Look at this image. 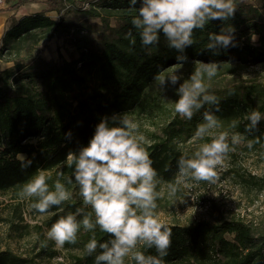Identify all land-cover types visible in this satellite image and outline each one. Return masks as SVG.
Returning <instances> with one entry per match:
<instances>
[{"label":"trees","instance_id":"obj_1","mask_svg":"<svg viewBox=\"0 0 264 264\" xmlns=\"http://www.w3.org/2000/svg\"><path fill=\"white\" fill-rule=\"evenodd\" d=\"M85 2L89 4L87 10L83 9ZM235 3L234 19L210 22L194 33L196 42L185 50L188 62L183 67H200L196 61H216L220 63V76L251 64L264 65V13L240 0ZM75 8L85 19L80 24L63 19L56 22L43 14L27 15L10 19L0 39V54H17L29 41L51 38L64 39L73 49L69 60L60 56L57 61H15L12 67L0 72V196H19L38 170L50 177V186L58 171H63V179L70 177L73 169L68 166L67 152L87 145L101 117L124 114L152 118L162 110L160 93L154 94L156 84L160 76L175 70L172 66L178 55L163 35L158 45H142L139 30L131 23L136 12L130 10L129 0H81ZM86 19L98 20L100 25L89 24ZM231 25L236 30L238 46L213 55L206 47L209 34ZM129 31L135 38L134 44L127 36ZM93 33L95 38L91 39L89 35ZM209 91L221 101L220 111L215 113L222 123L217 132L242 133L248 148H264V119L252 132L245 130L252 111L264 115V85L239 84ZM210 107L205 105L190 121L178 115L171 117L161 127L162 135L152 134V144L144 145L160 179L173 181L177 161L183 156L178 146L197 138V126L204 123L203 112ZM233 121L237 122L235 128L231 127ZM68 131L72 133L71 140H65ZM204 140L211 142L207 137ZM20 155L33 160L31 167H21ZM62 207L63 212L52 209L55 215L43 224L47 231L60 215L84 205L68 201ZM165 226L172 230L165 264H264V229L256 235L242 221H226L220 216L213 224ZM91 237V232L82 229L77 243L65 245L64 249L84 248ZM95 238L100 242L110 239L99 228ZM47 243L54 246L52 241ZM141 250L146 255L157 254L154 248ZM94 255L84 252L74 256L70 264H94ZM0 264L37 262L2 251ZM128 264L134 262L130 259Z\"/></svg>","mask_w":264,"mask_h":264},{"label":"clouds","instance_id":"obj_2","mask_svg":"<svg viewBox=\"0 0 264 264\" xmlns=\"http://www.w3.org/2000/svg\"><path fill=\"white\" fill-rule=\"evenodd\" d=\"M129 6L136 12L131 23L139 30L144 47L158 45L162 34L168 46L178 53L176 64L172 66L176 71L159 77L160 85L166 81L178 85L175 90L178 99L173 102L175 112L190 121L205 105L212 106L203 112L204 123L196 130L197 137L211 136V142L203 143L192 158H179L175 180L168 183L169 195L175 196L181 184L189 187L190 181L214 184L219 179L218 169L225 166L229 153L235 151L234 146L241 144L246 137L239 132H212L222 127L215 114L220 111L221 101L209 91L206 80L217 75L219 62L196 61L200 67L186 80L177 73L188 62L185 50L196 42L194 33L203 30L210 22L234 19L235 0H129ZM235 31L231 25L219 33H210L207 50L218 56L237 47ZM127 36L134 44L131 31ZM262 119L264 115L252 111L246 132L257 129ZM236 126L237 122L233 121L231 127ZM64 137L71 140V131ZM146 143L139 125L126 115L103 116L95 125L87 145L67 152L68 166L73 169L70 177L63 179V171H58L50 186V177L38 170L19 193L21 198L35 201L30 207L37 213L55 215L54 208L63 212L62 206L66 202L76 200L74 193L84 205L74 212L60 215L48 229L41 247H47L48 241L54 242L59 249L75 245L83 229L92 233L84 245V252L87 256L95 254L94 264H126L129 258L134 264H165L172 230L157 218V201L161 197L157 189L161 180L144 146ZM251 145L249 141L248 146ZM21 160L23 169L33 163L23 155ZM69 184L75 185L73 190H69ZM97 228L110 239L98 241L95 238ZM153 248L156 255H146L141 250ZM56 259L63 264L62 257Z\"/></svg>","mask_w":264,"mask_h":264},{"label":"rangeland","instance_id":"obj_3","mask_svg":"<svg viewBox=\"0 0 264 264\" xmlns=\"http://www.w3.org/2000/svg\"><path fill=\"white\" fill-rule=\"evenodd\" d=\"M81 0H0V39L8 26L10 19L33 14H43L53 21L63 19L67 23L80 24L85 19L80 16L78 7ZM251 5L264 13V0H240ZM89 4L85 2L83 9H88ZM87 20V19H86ZM89 24L100 25L98 20H87ZM3 32V33H2ZM91 39L95 34H90ZM255 43L256 38H252ZM73 49L69 47L66 40L51 38L29 41L23 45L19 53L0 54V71L12 67L16 61L29 62L33 59L45 61H57L61 56L69 60ZM76 56V55H75ZM196 68L183 67L177 73L182 80H186L197 70ZM170 71L166 76L170 75ZM165 76V77H166ZM209 90L230 88L234 85L258 84L264 85V65L251 64L242 70H236L231 74L216 75L211 80H206ZM178 85L165 82L160 85L158 82L154 94L160 93V112L153 114L152 118L132 116L128 117L139 125V131L147 140L145 145H151L152 134H161V127L171 117L178 115L174 109V101L178 99L175 90ZM179 116V115H178ZM220 130V129H219ZM213 129V133H218ZM211 139V136H206ZM151 138V139H150ZM206 141L199 137L192 139L185 144L179 145L181 155L192 158L194 153ZM235 151L229 153L225 166L219 171V179L214 184L206 182H192L189 187L179 185V191L175 196L169 195L168 183L173 181L161 180L158 191L161 193L158 199L157 218L161 223L168 226H192L200 222L213 224V221L220 216L226 221H242L251 227L258 235L264 229V148L250 149L245 141L234 146ZM21 159V155L18 156ZM53 185V184H52ZM73 190L75 185H67ZM76 200L78 194L74 193ZM32 200L23 199L19 196H0V252L8 251L18 257L32 258L37 264H60L57 257L63 258V264H70L74 256L84 253V248L59 249L41 247L43 238L46 240L47 230L44 222L50 215H40L30 207ZM20 225V226H19ZM18 226V228H16ZM27 228H23V227ZM41 228V232L39 228ZM130 258L126 261L128 264Z\"/></svg>","mask_w":264,"mask_h":264},{"label":"crops","instance_id":"obj_4","mask_svg":"<svg viewBox=\"0 0 264 264\" xmlns=\"http://www.w3.org/2000/svg\"><path fill=\"white\" fill-rule=\"evenodd\" d=\"M0 25H1V24H0ZM0 27H1V26H0ZM2 33H3V32H2ZM2 35H3V34H2ZM2 35H1V36H2ZM8 68H9V67H8ZM2 71H3V69H2ZM0 72H1V71H0Z\"/></svg>","mask_w":264,"mask_h":264}]
</instances>
